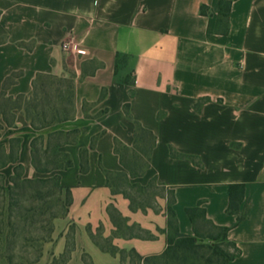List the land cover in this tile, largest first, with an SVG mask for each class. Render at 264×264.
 Masks as SVG:
<instances>
[{"label": "crops", "instance_id": "crops-1", "mask_svg": "<svg viewBox=\"0 0 264 264\" xmlns=\"http://www.w3.org/2000/svg\"><path fill=\"white\" fill-rule=\"evenodd\" d=\"M219 1L0 0V91L15 73L6 91L13 98L31 97L38 75L74 77L71 119L35 130L15 109L14 126L4 124L0 136L7 150L20 138L18 162L36 177L33 138L42 135L45 148L49 133H63L58 151L71 165L48 176L69 187L71 203L53 255L64 252L69 225L71 264H82V253L93 264H131L95 244L98 228L142 257L165 249L166 198L158 209L133 208L110 182L126 171L115 147L135 145L137 122L155 136L137 182L155 178L172 191L179 231L194 233L185 208L202 202L240 250L228 264H264V0H230L226 24ZM67 41L87 53L64 50ZM12 171V164L1 170ZM233 183L245 186L240 222L226 210ZM110 204L136 233H119Z\"/></svg>", "mask_w": 264, "mask_h": 264}, {"label": "trees", "instance_id": "trees-1", "mask_svg": "<svg viewBox=\"0 0 264 264\" xmlns=\"http://www.w3.org/2000/svg\"><path fill=\"white\" fill-rule=\"evenodd\" d=\"M230 0L219 1V21L227 23L228 12L230 8ZM200 13L207 14V8L204 5L200 6ZM120 59V55H117V62ZM18 75L12 74L9 76L0 91V136L1 131L4 128V124L9 127L14 126V110H21L35 130H40L52 126L54 124L71 119L74 116V96H73V84L74 77L72 73L66 78H59L52 75H38L34 83V91L31 97L27 98L22 95L16 97L7 96V88L12 84ZM51 78L63 80L68 83V96L66 97L67 103L70 104V113L66 106L61 108H55L54 106L49 107L50 109H44L40 107L37 96V84L40 83L41 79ZM125 82L132 83L127 76ZM62 99L61 95H58L57 101ZM127 107V104L125 105ZM77 131L67 133L65 139H72L75 137ZM150 137L152 139V148L155 143L154 134L143 128L139 123H135V142L138 138ZM59 138V142H55L51 145L50 141ZM62 132H51L48 134V140L43 152L41 153V145L43 144V136L38 135L33 138L31 142L32 152V165L39 173H49L53 170L67 168L71 165L69 156L65 153L58 151V146L62 143ZM38 140H40L38 142ZM20 138L11 137L9 139V149H6L5 144L0 143V237L7 239L9 230H13L14 227L11 223L13 219H28L32 218L33 215L39 211L37 207H30L26 209L24 213H16L12 215L10 207L6 203V197L11 194H20V192H26L27 188H33L35 186H44L47 181H53V186L59 191H64L67 198L66 210L63 214L65 217L68 214L69 206L71 203L70 189L64 187L59 182V177L55 174L50 178H29L24 176L23 166L18 162V151H19ZM39 145V146H38ZM40 147V148H39ZM119 145H116V150L119 152ZM126 148V147H125ZM172 155H177L174 151H171ZM120 154V152H119ZM40 156L42 159L40 160ZM121 156V154H120ZM150 157V155H149ZM146 167H148V160ZM122 161V159H121ZM123 162V161H122ZM13 165L12 174L6 176L1 170L9 165ZM124 165V164H123ZM136 175V174H135ZM245 186L242 183H233L229 186V201L227 205V212L237 214V222H240L246 217V207L243 205ZM114 193V191H113ZM39 194V193H37ZM33 196V195H31ZM42 199V197H41ZM174 196L172 191H168L166 196V247L161 254L151 255L142 257L134 249H130L127 252L130 257L137 260L138 263L131 262V264H228L234 258L240 254L239 248L233 241H230L227 237L229 227L219 226L214 224L206 216V210L202 206V202H198L195 206L186 207L185 212L188 215L193 225L194 233L183 234L179 231L176 214L173 208ZM243 205V206H242ZM110 208V207H109ZM109 213H111L110 209ZM116 210V209H115ZM117 211V210H116ZM30 214V215H29ZM56 218V215L52 216ZM72 227H74L72 225ZM4 229H7L4 232ZM91 238L101 249L108 251L112 254H119L124 250H117L115 247H105L101 245L94 235L91 234ZM71 244V245H70ZM64 250L72 251L75 243H70ZM120 255V254H119ZM87 259L90 264H93L90 257L84 253L82 264H87Z\"/></svg>", "mask_w": 264, "mask_h": 264}, {"label": "rangeland", "instance_id": "rangeland-1", "mask_svg": "<svg viewBox=\"0 0 264 264\" xmlns=\"http://www.w3.org/2000/svg\"><path fill=\"white\" fill-rule=\"evenodd\" d=\"M68 92L66 81L51 78L41 79L40 83L37 84V101L40 107L46 110L52 106L55 108L66 106L70 113L71 106L66 99ZM58 95L62 97L60 101H57ZM55 142H59V138L56 137L50 141L51 145ZM44 143L43 139L41 153L43 152ZM118 148L126 171L111 176L110 182L113 191L128 198L133 208L153 207L158 209L160 198H166L169 190L163 187L155 178H152L145 185L137 182V178L142 176L146 170L147 159L152 150V139L147 136L142 139L138 138L133 147L125 148L119 145ZM48 175V173H39L36 177L50 178L51 176ZM129 178H132L133 182H130ZM52 182L47 181L44 186L27 188L25 193L20 192L18 195L11 194L6 197V203L10 207L12 215H15V212L24 215L26 209L30 207H37L39 211L32 218L13 219L11 221L14 227L13 230L4 229V232L7 233L8 231L10 236L8 235L6 240L0 237V264H71L70 255L75 245L70 252L67 250L59 255H53L55 241L65 228L63 214L66 210L67 198L64 191H59L53 186ZM109 207L114 221L121 228L119 233L125 235L136 233L135 226L126 225L113 204H110ZM53 215H56V218H53ZM74 233L75 228L69 225L66 231L65 248L74 242ZM93 235L101 245L115 247L119 251L122 250L112 245L111 238L104 236L101 228L96 229ZM119 254L122 260L128 258L130 262L138 263L136 259L130 257L126 250L121 251ZM83 256L84 253L81 254L82 259ZM87 264H90L88 259Z\"/></svg>", "mask_w": 264, "mask_h": 264}, {"label": "built area", "instance_id": "built-area-1", "mask_svg": "<svg viewBox=\"0 0 264 264\" xmlns=\"http://www.w3.org/2000/svg\"><path fill=\"white\" fill-rule=\"evenodd\" d=\"M62 48L64 50H69L75 48L78 53L84 54L87 53V49L79 47L77 45L71 44V42L67 41L62 44Z\"/></svg>", "mask_w": 264, "mask_h": 264}]
</instances>
